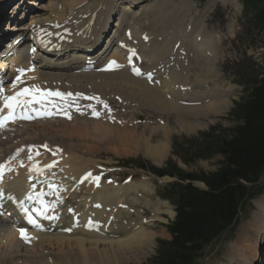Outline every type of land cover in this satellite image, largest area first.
<instances>
[{
  "label": "bare ground",
  "instance_id": "6f19581e",
  "mask_svg": "<svg viewBox=\"0 0 264 264\" xmlns=\"http://www.w3.org/2000/svg\"><path fill=\"white\" fill-rule=\"evenodd\" d=\"M26 1L16 0L14 2L12 7L13 14L14 12L17 11L20 12V10L23 11L19 19L12 15H11L12 18L8 17V19L9 18L13 19L11 20L12 23L13 22H17V23L14 24L15 26L11 25L12 23H9L6 29L9 28L10 26H13L11 27L12 29L5 32L4 34H2L3 32L2 33L0 32V34H2L1 37H3V41L5 42L6 38L12 35L11 40L12 39L14 40V45L11 44L9 45L12 49H14L15 46L16 48L21 46L22 40H26V39L28 40L27 37L35 36L36 39L38 40L37 44H39L40 42L44 44L47 43L48 45H52L53 47L62 46L65 49L63 51L56 53L59 54V56L61 57L55 59V61L52 62L50 61L51 59L50 60L48 59L50 63L49 64L43 60L46 59L45 57H42V61L40 60L39 62L40 53H38V51L37 54L35 53L33 56L30 57L26 53L25 48H20L22 53L25 54V56L27 57V60L20 67L17 66L19 62L15 64L14 67L10 66L9 67L10 70L8 71V73L5 75L4 78L10 79V77L13 74H16L14 73L15 70H19V68L21 69V67L24 69H34L33 71L27 72V75L21 77V80L23 81L22 83L30 81L29 82L30 85H37L39 87L41 86L44 88L49 87L52 89H57L60 92H70V91L75 92V90H82V91H86L87 93L97 94V96L99 95L102 96V98L108 102L109 109L111 111H114L116 114H121L122 116L129 115L131 113L130 110L125 112L119 106H118L119 108L117 109L116 108L117 101H113L111 99L112 97L117 98V95H119L123 97L124 100H127L129 103H131L132 100H134L136 103L139 104L142 103V106L144 105L147 106L149 109H154L153 112H159L163 114L166 118L160 117L159 115L158 116L159 118L164 119V122L166 124H168L169 122L167 121L170 118V117L168 118V116H170L168 111L171 107L172 109L171 112H173V114H171L173 115L172 120H175L177 122L176 124H178L179 127L183 129L188 128L190 126V122L193 119H196L201 115L207 116L208 113H217L218 109L224 107V105L226 104V100L224 99L220 101H215V99H212L211 101H208L207 104L205 103L202 104V101L204 99L201 100V98H196V94L199 91L198 92L194 91V93L190 92L189 95L191 94V98L189 99L185 98L186 96L184 94L187 95V90L183 89V87L184 86L188 87V85L186 84L188 80L184 79L186 77V75L184 76V74L186 73L188 75V73L192 70V68L191 69L188 68L189 70L185 72L183 75L180 74L181 67L179 69V72L176 71L175 73L172 72V70L170 69L167 71L166 75H163L160 72V68L158 66L166 65L168 64V62H170L171 64V61L169 60L170 59L172 60L174 58L173 55L175 54L174 52L176 51L174 47L175 48L177 47L175 40H171V43H169V45L166 46L163 45L162 37L156 38V37H151V35H149L151 34L152 31L156 32L158 30V28H156V25L158 23L156 22L151 23V20H148L149 18L155 15L156 11L159 8L158 6L149 3V1L151 0L122 1V3L125 2V4H122V7H120V12L122 14L120 13L121 15L118 16L115 25L116 28L114 27L115 30L113 31L114 32L113 34H117L120 31H125L124 23L126 21L125 20L126 16L128 17L130 16L131 18H133V25H135L136 23L138 24L142 20L141 21L142 25H139L138 27V29H142L141 30L142 33L139 34V32L137 31L138 29L134 31L135 29L134 26H133L134 29H132V27L129 28V30H131L132 38L137 39L139 42V47L136 49L135 52H137L139 54V57H141V63L138 64L134 60V56H136V53L133 56L132 51L135 45L128 44V42L131 41V39H129V37L125 38L121 34L119 36V39L122 40L119 41H126L124 43L125 45L122 46L121 48L116 47L113 50L110 59L107 60L106 63L104 64H99L98 67L104 65L105 67H108L109 62L111 61H115L117 65H120L122 67H117L116 65H113L112 70L96 71V72H90L87 69L91 68L90 66L96 64V61L98 60L97 59L98 56L104 54L105 52V47H103V45L99 47L100 44L97 43V40L100 39L103 36V34H105V32H107L106 27L108 26L109 17L112 14V12H114L113 10L119 0H93L91 4L89 5L82 4L80 5L81 8L78 9H72V7L75 3L79 2V0L77 1L67 0V2L65 3L66 5L64 4V6H66L68 11H70V13H72L75 16H72L65 20L64 17L66 16V11L63 8L60 9L59 11H54L56 0H49L46 4L45 3L38 4L36 0L28 1V4H30L29 6H33L34 4L40 7V9L49 10L50 12H52L50 13L49 16H45V17H43V15L39 12H34L32 7L29 8L24 7ZM155 1L157 3L159 0H155ZM216 1L217 0L209 1L206 4L207 10L211 9L215 5ZM225 2L227 3L228 0H224V3ZM10 3L11 0L10 1L4 0L3 6L6 5L8 7ZM137 5H141V7L138 8L140 9L139 12L136 11L131 14L127 13L129 9H132ZM107 6L108 7L110 6L112 8L110 9V11L107 12L108 14L105 13L107 11L106 9ZM70 13L68 12V14ZM5 14L7 13L5 12ZM105 14H106V18H105ZM8 15H9V11H8ZM27 21L28 23H26ZM149 24L151 25L149 26ZM228 28L231 29L232 25L230 24ZM55 34H58V36L55 37ZM63 35H64V40L58 42L59 38L62 37ZM106 39H107L106 41L109 42V44L116 42L113 36L111 37L107 36ZM165 41H167V39ZM0 46L2 47L3 45L1 44ZM67 47L69 50H66ZM87 48H91L92 53H86V50H88ZM200 51L201 50L198 49V52ZM176 52L178 53L180 51L177 49ZM3 53L4 52L1 50L0 56H2ZM155 57L159 58L158 62H155L153 60V58ZM127 59H132L130 65H128ZM166 59L168 60V62L164 61ZM85 60H89V61H85ZM12 61L16 62V59H12ZM73 62L75 63L74 66H72ZM87 62H91L92 65H88ZM175 62L172 65H174ZM143 64L145 65L144 67L142 66ZM172 65L168 67H171ZM125 66L128 68V70H132L133 67H136L139 70L143 69L146 72L149 71L152 72L151 70H155L154 73L152 72L153 82L150 79L144 80L141 78L133 77L132 75L123 71ZM77 70L80 71L77 72ZM210 73L212 74V71ZM199 74L200 73L197 72L193 73L194 78L192 77V79L194 83L200 81ZM0 75H3V73H0ZM20 88L22 87L19 86L18 90ZM184 100L185 101L188 100V102L184 103L183 102ZM100 111L105 112L106 109L101 108ZM62 124L60 123V125ZM166 124L161 125L163 130L162 138H165V136H167V132L165 130ZM193 124L194 122L193 123L191 122V125ZM52 125L53 124L46 125V126H50L47 129L51 130ZM39 126L44 127V125H40V124H36V125L29 124L27 127L26 126L21 127V129L15 132L17 134H20L22 132H27L30 130L33 131L36 130ZM95 127L101 130V131L99 130L100 134L98 135H101V133L104 131L105 133L104 138L109 137V138H113L112 140H114V137L117 136L116 132H119L120 134L116 138L118 139L122 138L121 140L124 139L128 140L132 144V146H136V145L138 146L140 143L145 144L146 154L153 160H157L165 153V149H166L165 141H158V144L150 145L151 144L150 140L152 138L151 136L153 134H150L147 137L139 136L137 138H134L136 136L135 135L134 137H132L133 134L132 132L135 131L134 129H136L134 127L132 131L122 130L118 127H115L113 124H109V123L107 124L108 129L105 128V125H102L100 123H95ZM41 130L43 131V129ZM135 132L134 134H136ZM89 134H91V132H89ZM95 134H97V132ZM98 135L97 137L101 138L102 135L101 136ZM149 137H151L150 140ZM20 140L22 142L18 143L17 146H21L27 142V141L25 142L23 139ZM7 141L8 140L6 139L4 141H1V143H5ZM11 141L12 140H9V142ZM75 145L77 146V148L79 147V144L76 142ZM10 147L15 148V146L10 145L7 148V151L10 149ZM80 147L78 149L81 151V149L83 147H87V145H83V147L81 148ZM79 150L77 151L79 152L77 155H80ZM85 150L87 154L92 153L91 149L85 148ZM18 162H19L18 160L13 159V162H11V164L14 167H17L16 165L18 164ZM88 162H89L88 160L86 162L82 161L81 158H77L72 153H70V155L63 158L61 164L66 165L64 173L67 175L68 178L66 177L63 181H61V184H64L66 186L63 188L62 193L60 195L61 201L60 202H56L54 200L50 201L51 203H54L55 207L52 208L51 211H49V213L46 215L52 216L53 218L45 219L43 217L42 220L37 222L39 227H34L30 231L34 239H31V241L28 243L29 245L32 244L34 246L35 245L41 246L48 244H59V245H64L65 248L57 251L56 253H52L47 257H45L42 253H38V252H32V254L21 253V251L23 250V245L21 244L19 239L16 238L17 235L19 236L20 234L18 229H14L12 227H6L4 229L0 228V239L2 240V242H0L2 245V250H0V264H91L92 262H95V264H104V263L106 264L111 262L124 261V259L127 256L128 258L131 259H141L147 256L151 252L152 243H153L152 234L147 232L144 228H139L141 222L138 219V217L136 219L137 222L129 223V225H125V226L124 225L119 226L117 225V218H116L118 214L113 215V211L111 209L109 213H106L105 216H102V214H104L106 205H109L111 203H115V204L120 203L125 199L127 193H137L140 189L139 185H141V182L137 183L138 185L134 183H129V184L127 183L125 184V186H117L114 182H110L109 184L104 182L96 189H94L91 186L88 188V185L84 184L83 186L78 187V190L75 192V194L79 196L81 190L83 188H87V190L84 192V198H79V202L80 201L81 202L80 203L76 202L75 203L76 205L65 204L66 200L64 202V198L70 199V196L72 194L71 187L75 185L76 177H78L81 171L90 167ZM15 170H17L16 175L9 174V177H13L12 181L8 182L7 185H5V183L4 184L0 183V188H3L4 186L6 190H9L12 194L16 196H21L23 193L24 195H26L28 193V188L25 187L27 186L26 183L27 175L24 172L23 168H19V170L18 169ZM45 175H47V173H44L43 176H40L39 178H43ZM69 181L73 182L74 185L69 183ZM35 189L37 190V188ZM43 191L44 192L49 191L47 184H43ZM108 192H112V194H109ZM142 192L146 194L149 191L146 189H142ZM96 201H99L101 203L102 209L95 208L94 204ZM129 201L132 203L138 202L137 199L134 198L133 196L129 199ZM159 203L156 202V205L159 206ZM254 204L257 207V212L256 214L254 213L256 216L253 217V220L249 226H250V236H252L253 238L255 236V238L254 239L251 238V240L248 239L247 244L246 242H244L240 246L231 245L225 262L223 263L219 262L218 264H245V257L248 256L249 254L251 255L249 259L256 260L258 257H260L259 253H257L258 251L254 252L253 250L254 247H252V245H255L253 244L255 239H256L255 241L259 244V242L261 241L259 237L264 235L263 231L259 232L258 230L259 228L262 227L261 224L264 225V199L262 201H256ZM152 205L154 204L152 203ZM68 208H70V211L67 213L66 211ZM57 210L60 211V216L57 215ZM95 213H97V215L101 218L95 217L94 216ZM73 214H76L78 216V219L77 216H73ZM61 216H64L66 221H63L61 219ZM88 216H92L97 221L109 220L110 216L112 218L109 226H106L105 224L99 226L97 229L98 231L95 232L96 230L93 229L87 230L86 228L84 229L81 226V223L84 222ZM65 227L69 228L70 231L67 232L55 231V230H61L62 228ZM262 242H264V236L262 238ZM101 245L107 247L99 248ZM73 246L78 248L77 251L72 249ZM4 247L5 249H3ZM259 247L261 248L260 245ZM263 252H264V246L262 245V249H260V254ZM248 263L249 262L246 261V264Z\"/></svg>",
  "mask_w": 264,
  "mask_h": 264
},
{
  "label": "rangeland",
  "instance_id": "374dc122",
  "mask_svg": "<svg viewBox=\"0 0 264 264\" xmlns=\"http://www.w3.org/2000/svg\"><path fill=\"white\" fill-rule=\"evenodd\" d=\"M7 1H10V0H7ZM15 1L16 0H13V1L11 0V3L7 7L6 5L3 6L4 0H0L1 13H4V14H5V12L7 13V14H5L6 15V17H5L6 22L4 21V18L2 19L1 15H0V31L3 32V33L1 32L2 34L9 31L10 29H12L11 27H13V26H10L9 28L4 30L5 26L9 23H12L11 20H13L10 18L8 19V17L12 18V16H15L19 19L21 16V13L23 11V10H20V12L17 11V12H14V14H13L12 7H13V4ZM28 1H34V0H28ZM28 1L25 2L24 7H28V8L32 7L33 11L37 12V8H35V7H38V6L34 5V4H33V6H29L30 4H28ZM48 1L49 0H36V2L38 4L39 3H42V4L45 3L46 4ZM61 1L63 3L66 2V0H61ZM85 1H87V0H84L83 4L85 3ZM180 1H181L180 4L183 3L186 7L190 6L193 8V10H195L193 5L190 4L189 0H187V1L186 0H180ZM209 1H212V0H209ZM170 2L171 1H169V0H164V1L162 0V2H161V0H159L157 2L158 4L156 2L151 3V4L159 7V4L163 3V4L169 5ZM80 3H82L81 0H79V2H77V3H75L73 5L72 9H76V7L79 8L78 5ZM227 3L233 4L232 2H229V0ZM4 7H5V9H4ZM6 7H7V9H6ZM3 9H4V11H3ZM35 9H36V11H35ZM38 9L40 11V7H38ZM42 10L43 9H41V13L44 12ZM8 11H9L10 16L8 15ZM185 13L191 14V13H193V11L189 10V11H186ZM225 13H226V11L223 12L222 9L220 10V8H217L215 13L210 14L208 17L206 16V14H203L202 11L200 12V16H199V19L206 20V21H204V23H202L203 20L201 21V31L200 32L204 35L209 34L210 36H215V47H214L216 49L215 50V58L212 60V62H210V65L213 64L211 66V68L207 67L208 69H210L212 71L213 76H211L209 74V72L203 73V68H202V64H201V60H200V54H205L207 52V50L205 52L203 50V48L201 47L202 40H201L200 34H197V36H195L196 37V41L194 42L196 45L195 50H193L191 48H189V49L183 48L182 49L185 51V55L191 56L192 59H191V62L187 63V64H182L181 63L182 61L180 62L181 63L180 74L183 75L185 72H187L189 69L192 68V70L188 73V75L186 73L184 74V76L186 75V77L184 79H186V80L189 79L193 83L194 82L192 79L193 73H196V72L197 73H203L202 79L204 81H206L205 86L208 85L209 87H211L210 84H212V82H215L214 83L215 87L219 88L221 91L228 89V91L231 92V95H229L228 91H226V92L224 91V97L221 98L219 96L218 89L211 87L209 89V91H210L209 93L211 94V98L209 101H211L212 99H215V101H220V100L224 99V100H226V104L224 105V107L219 108L217 113H208L207 116L201 115V116L197 117L196 119H193L191 122L192 123L194 122V124L191 125V122H190V126L188 128H185V129L179 127V125L176 124L177 122L175 120H172L173 115H171V114H173V112H171L172 111L171 107L168 111L170 116L167 115L168 118L170 117L169 120H167V121H169L171 124L169 122H168V124H166L164 122V119H161L159 117L158 118L154 117V119H153V117H151L150 115H146L147 118L151 117L153 122L161 119V125L166 124L165 130L167 132V136H165V138H162L163 130H162V127L159 125V123H155V124L150 123L149 125L145 124L146 129L143 128V125L133 126L134 128H136V129H134V128L133 129L135 131L137 130L136 132L135 131L132 132L133 133L132 137H134L136 135L134 138H137L139 136L147 137L150 134H153L151 136L152 138L149 137V140L151 138V140H150L151 144L150 145L158 144V141H165V146H166L165 153L161 157H159L157 160L151 159L146 154L145 144L140 143L138 146L137 145L132 146V144L128 140H125V139L121 140L122 138L121 139L116 138L120 134L119 132H116L117 136L114 137V140H112L113 138H109V137L104 138V135H105L104 131L101 133V135L103 136L102 137L101 135H98V134H100L101 130L98 129L97 127H95V123H99V122H95L94 120L88 121L87 119H83V117H79L78 115L73 116V118L68 120V121L63 120L64 122H63V124L61 123L62 125H60V123H56L54 128H53V129L57 128L59 130V132H57V133H59V136H61V137L57 138L58 141H63V142L65 141L66 144H67V142H69V144H70V141H71V143L76 142L79 144V147L80 146L83 147V145H87V147H83L81 149V151L83 153L78 149L79 147L77 148L80 151V155H78V156L82 155L81 158H83L84 160H89L92 165L95 162H98L99 164H101L103 167H105L107 169V171H108L107 175L109 177H111L114 181H116V183H119L118 185H121L120 182L123 181L124 179L130 178L131 182H135L136 184L138 182L140 183V181H141V185H139V187H140L139 190H142V189H145V187L148 185L146 182H143V181L149 182V184H150L149 191L153 192V194H146V195L140 194V196L138 197L142 200L145 198L149 202L147 200H145L143 202H142V200H139V201L137 200L139 203L144 204L145 206L144 205L142 206L141 204H137L135 206L133 205V207H130V208L136 209L137 211H140L139 215L141 217H143L144 219H148V218H150V213H153V212H154V214H156L157 212L158 213L163 212L164 214L168 215V216H166L164 214H161V213L158 214L157 213V217H159V218L157 219V221L156 220L151 221L149 226L146 225L147 222H144L143 228L147 232L152 234V239H153L152 250L147 256H145L144 258H141V260L140 259H131V258H128V256H127L124 259V261L111 262V263H106V264H142L146 260H148L149 258H151L152 256L155 255V250L157 247V239H169L170 238L168 231L166 230L164 225L167 224L170 221V219L173 218V217L170 218L172 215L173 206L168 202V204H165L168 209L167 208L164 209L163 207H161L159 209V206L161 205V203H159L160 201L156 200L157 196L155 195V190L157 188V181L154 179H151L148 171L139 169V168L133 166L132 163H130L129 166H125V164L122 163L123 159H127V158L148 159L149 158L152 161V163H158L159 166H163L168 158H172L175 165L178 168H180L181 170H183L184 172H201V171L202 172H210V171H214L215 169H217V167L219 165V162L221 160L220 155H218V154L216 155V153H213L209 149H208L209 150L208 152L204 153V154H208V156H209L208 158L201 157L200 153L203 150L207 149L206 145L212 142V138L213 139L217 138V140H219V138H222L223 136L228 137L231 134V131L233 130L234 125L236 124L233 116H230L228 118V114H229V111L233 105V101L238 100L240 98V96H242V87L240 86L239 83H237V81H236L237 79L233 75V73H235L236 70L238 69L237 66H235V65H237V64L239 65V70L241 73L240 77L241 78H248L249 76L253 75V73L255 72L253 69L255 66L254 61L261 62L262 57L264 55V50H261L258 42L254 45L253 48H248L244 44H242L239 41V39H237V37L239 35V34H237V32L239 31V28H236V30H235V34H237V35L234 39H232V38L227 39V37H228L226 35L227 18L225 16ZM236 13H237V11H234L233 15L235 16ZM159 14H160V12H159V8H158L155 15L151 17L152 19L149 18L148 20H151V23H154L155 22L154 17L158 16ZM163 15H164V17L169 16V18L172 21L174 20V18L172 17L171 10L169 8L166 9V12H164ZM127 17L128 16H126V18ZM130 20L133 21V18L130 17ZM189 20L191 21L192 18L191 17L190 18L189 17L184 18L182 21L184 24H186L187 21H189ZM141 21L138 24L136 23L134 25L135 29L132 27V29H134V31H136L138 29L139 25H142ZM239 21L241 24V21H242L241 18H239ZM15 23H17V22H15ZM26 23H28V21ZM4 24H5V26H4ZM230 24L232 25V28L231 29L228 28L229 32H231V30L233 29V23L229 22L228 26ZM150 25L151 24H149V26ZM158 25H159V23L156 25V28H158L157 27ZM178 25H179L178 21L175 22L174 25H172L171 27H167V28H165L162 24L161 29L158 28V30L156 32L152 31L151 34H149V35H151V37H156V38L162 37L163 45L168 46L169 43H171V40H175V41H177V40L171 39L172 37L169 36V33L166 30H168L169 28H177ZM152 26H153V24H152ZM141 30L142 29L137 30L139 32V34L142 33ZM193 30H194V28L191 29V31H193ZM14 31H16V30H14ZM180 31L183 33L181 35L184 39V43H186V44L189 43L190 38L187 37V35H184L185 34L184 28L180 27ZM2 34H0V41L3 40V37H1ZM217 35H220L221 38H219ZM166 39H167V41H165ZM174 49L177 51V48L174 47ZM198 49H200L201 51L198 52ZM170 53H172V52H170ZM173 57L174 58L172 59V61L170 59L172 64L175 61H177V58L175 57V55H173ZM185 57L186 56L183 57V60L185 59ZM242 58H244L245 61L238 63L237 61L241 60ZM168 64H170V62H168ZM182 67H184V68H182ZM169 69L172 70V72H174V73L176 71L179 72V70L176 69L175 64L172 65L171 67L167 68V70H169ZM187 76H188V79H187ZM189 80H188V82H186V81L185 82L188 86L189 85L191 86V83ZM182 82H184V81H182ZM199 90H203V88L199 89ZM212 91L215 93H213ZM189 92H191V91H189ZM184 95L186 96V94H184ZM188 97H189V95H188ZM202 99H204V98H202ZM116 105H117L116 108L118 109L120 107L118 105V101H117ZM140 105H142V103H140ZM151 110H154V109H151ZM147 112H149V110H147ZM151 112H153V111H151ZM125 118L127 119L129 117L126 116ZM106 124H108V123H106ZM80 125H83V126H80ZM147 127H148V130H147ZM212 127H215L216 130L210 133V135H211V136H209L210 138L205 137L202 139V135L204 133L210 132ZM95 128H96V130H95ZM105 128L108 129L107 125H105ZM97 130L98 131L100 130V131L98 132ZM53 131L54 130L51 131L48 129H46V130L43 129V131L41 130V132L35 131L36 135L34 134V132H33V134H32V132H29V133H30V135H35L36 137H37V135L41 136L43 134H47L45 136H47L48 138H51V137L56 138V136H53V135H57V137H58V134L55 131L54 132ZM89 132H91V134H89ZM96 132H97V134H95ZM134 132L136 134H134ZM114 134H115V132H114ZM97 135L101 136V138L97 137ZM194 137L198 138V141H195L193 139ZM20 139L29 140V138H25V137L20 138ZM35 139H32V140H35ZM93 139H95V140H93ZM96 139H98V140H96ZM175 139H177L178 142H180V141L182 142L183 140L186 141V143H185V145L187 146L186 150H185V147H178L177 149H175V151L178 152L179 155H180V153H182L181 157L183 160L186 161V163H184L180 157L172 154V152H173L172 151L173 150V140H175ZM37 141L40 142V139H37ZM90 141H92V142H90ZM127 141H128V144H127ZM11 142L6 143L5 144L6 147H9L10 145H7V144H10ZM124 142H126V143H124ZM74 143H73V145L75 147L76 145ZM122 144L124 147L122 146ZM192 144H194V145H192ZM11 146H13V145H11ZM128 146H130V147H128ZM189 146H191V147H189ZM85 148L91 149L92 153L87 154ZM75 152H76V155L79 153L76 150H75ZM83 154L85 155V158H84ZM168 181H169V179H167V178H165L163 180L164 183L168 182ZM262 181L263 180L261 179L259 182H262ZM195 185L200 186L196 183H195ZM122 186H125V185H122ZM258 186L260 187V184ZM89 187H90V185H88V188ZM249 188H250V186H247V191H249ZM86 190H87V188H83L81 190V193H79L78 197L84 198V192ZM262 191H263V193L261 195L256 193L255 198H252V200L245 203L244 210L242 212H240L238 215L236 225H233L232 227H230L229 229H227L226 231L221 233L208 246H206L202 252L201 257L196 259L194 261V264H218L219 262L223 263V262H225V260L227 258V255H228V252L230 250L231 245L240 246L244 242H246V244H247L248 239H250V240H251V238L254 239L252 236H250V226L249 225L252 222L253 217L256 216L255 214L257 212V207L255 206L254 203L256 201H262L264 199V190H262ZM137 193H127L125 196V199L127 198V196L129 194H131V195L134 194L133 197L136 198ZM156 201H157V203H159V206L156 205ZM73 202L76 203L75 200H73ZM151 202H153L154 205H152ZM65 204H67V203L65 202ZM121 215L124 216L123 213H121ZM126 217L127 216H125V218ZM159 219H161V220L163 219V220L161 221ZM125 221H127V222L129 221L128 217L125 219ZM261 226L263 227L262 224H261ZM262 229H264V227ZM263 236L264 235L259 237L261 239L259 244L256 241H255V243L253 242V244H255L257 246V245H260L261 243H263L262 242ZM255 245H252V247L255 248ZM35 247H36V249L31 250V253H29V254H32V252H38V253H42L45 257L49 256L52 253H56L57 251L65 248L64 245H59V244H48V245H41V246L35 245L32 248H35ZM106 247L107 246L101 245L99 248H106ZM254 248H253V250H254ZM72 249L77 251L78 248L73 246ZM260 249H262V246ZM0 250H2V248ZM22 251L23 252L25 251L24 253L29 252L28 250H25V249H23ZM255 251H256V249L254 250V252ZM47 252H49V254H47ZM249 255L245 257L246 261L248 260ZM92 263L95 264V262H92Z\"/></svg>",
  "mask_w": 264,
  "mask_h": 264
},
{
  "label": "trees",
  "instance_id": "16d2710c",
  "mask_svg": "<svg viewBox=\"0 0 264 264\" xmlns=\"http://www.w3.org/2000/svg\"><path fill=\"white\" fill-rule=\"evenodd\" d=\"M251 1L261 4L257 29L264 33V0ZM260 73L257 70L245 80V94L232 110L236 124L231 134L212 138L201 152L202 157H207L204 153L209 150L221 156L217 169L187 173L171 161L167 163L171 170L151 168L159 175L199 180L206 186L203 190L191 184L175 185L180 192L176 217L168 226L171 239L159 241V254L151 264H191L203 246L230 225L239 203L249 193L246 184L256 183L264 172V76ZM210 133L204 137L210 138Z\"/></svg>",
  "mask_w": 264,
  "mask_h": 264
},
{
  "label": "snow or ice",
  "instance_id": "6c2138e0",
  "mask_svg": "<svg viewBox=\"0 0 264 264\" xmlns=\"http://www.w3.org/2000/svg\"><path fill=\"white\" fill-rule=\"evenodd\" d=\"M135 55V52L132 53ZM131 62V61H130ZM116 65L117 67H122L120 65H117L115 61L109 62L108 68L105 70H112V66ZM34 69H19V75L16 76L15 81L12 83V88L16 89L17 85L22 83L21 77L24 76L25 71H33ZM132 71L135 75H141V72L138 68L133 67ZM149 78L151 77V73L147 74ZM74 94L72 93H61L59 91H49L48 89L40 90L37 85H33L31 88L23 87L20 88L18 91H14L12 95H6L5 90L2 86H0V103H2V107H0V113L3 112V109H7V114H0V128H4L6 126L7 122H14L17 119H24V120H31L37 117H43V116H52L54 114H58L63 112V109L68 107L67 103H64L63 105L56 104L55 100L53 98H58L61 101H67L71 97H73ZM77 97H82L84 99H96L99 100L98 97H85L83 94L77 93L75 94ZM40 106V107H34V106ZM55 108L56 112H53L50 110L49 107ZM78 107V106H77ZM104 107H107L105 104ZM34 113V115L30 114ZM67 118H71L69 115H67L66 112L63 113ZM92 115L95 117H99L100 113L96 111L93 108ZM27 148L28 150V156L27 159L29 161H33L35 155H39V153H33V149L36 147H44L47 150L46 145L36 146V145H27L22 146L21 148L15 149L9 157L5 159L3 163H0V176L4 174L5 171H11V169H6L4 165L7 163L8 160L15 157L23 148ZM57 151H59L57 149ZM53 155H55V152H53ZM23 166V165H21ZM55 166V163H49L43 166H40L38 162L30 163L28 166V172L29 176L28 179L31 181L34 179V177L31 175V173H36L39 176H43L44 169H51ZM91 174H87L85 179L90 177ZM98 181V177L95 178ZM40 184H47L49 191L45 193L44 191L36 192V184H31L29 187L28 193L24 196V198L19 201V211L24 215V217L27 219V221L30 224L36 225V227H39V225L36 223L35 219L29 214L30 212L35 213L37 216H43L45 219H52V216L46 215V213L49 212V209H52L55 207L54 203L51 202H45L43 200V196L51 195L53 192L56 191V185L52 183L51 180H40L38 181ZM4 194L2 191H0V199H3ZM8 199H11V197H8ZM25 201L28 202V204H31L32 202H35L37 205H39V208L32 207L31 209H28ZM20 233V238L24 240L25 242H30L31 239H34L31 237L27 231L24 228L18 229ZM70 231V229L68 230Z\"/></svg>",
  "mask_w": 264,
  "mask_h": 264
}]
</instances>
